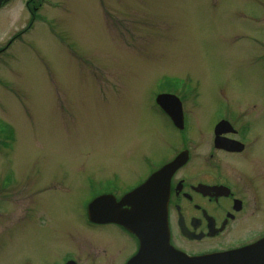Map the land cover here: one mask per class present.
Instances as JSON below:
<instances>
[{
    "label": "rangeland",
    "instance_id": "obj_1",
    "mask_svg": "<svg viewBox=\"0 0 264 264\" xmlns=\"http://www.w3.org/2000/svg\"><path fill=\"white\" fill-rule=\"evenodd\" d=\"M53 16L70 48L49 46L48 73L20 56L11 60L13 71L1 68L13 91L0 89V125L10 135L0 152V264H58L66 252L93 254V241L69 225V209L47 211L52 191L35 189L51 172L100 173L97 160L120 167L114 158L123 147L131 155L148 141L141 140L150 122L144 104L167 76L204 88L214 65L257 56L258 40L264 48V0H63ZM245 40L252 50L241 55L234 46ZM131 122L137 130L121 132ZM156 141L138 147L150 154ZM105 147L111 158H99Z\"/></svg>",
    "mask_w": 264,
    "mask_h": 264
},
{
    "label": "flooded vegetation",
    "instance_id": "obj_2",
    "mask_svg": "<svg viewBox=\"0 0 264 264\" xmlns=\"http://www.w3.org/2000/svg\"><path fill=\"white\" fill-rule=\"evenodd\" d=\"M62 2L0 0V65L19 56L28 57L32 64L40 61L48 73L49 46L68 44L53 16ZM247 40L234 46L242 51L241 55L252 50L245 45ZM259 42L257 56H246L238 63L221 62L209 69L210 79H206L208 85L204 88L174 77L150 90L144 104L150 122L144 123L141 139L149 143L157 140L150 154L142 151L145 147H138L148 141H140L131 155L126 147L117 154L114 159L121 160L120 167L107 168L103 160H97L100 173L48 174V184L35 189V194H43L38 192L43 189L52 191L47 194L51 200L46 199L47 211L51 208L54 214H61L68 208L69 225L95 246L93 254L90 250H81V255L66 252L58 264H66L67 260L74 262L71 264H126L137 251L138 240L113 217L130 208L124 197L129 191L148 182L152 173L179 153L186 161L168 178L164 174L147 185L148 190L158 191L167 184L170 244L187 256L224 253V264H264V48ZM218 68L226 70L220 77L214 74ZM159 93L172 95L166 105L174 109L173 117L156 104ZM150 107L164 126L151 120ZM123 130L129 135L137 128L131 122ZM172 139L174 142H169ZM9 141L6 132L0 135V152L9 147ZM151 143L147 146L150 149ZM109 150L100 149L99 158H111L104 153ZM159 155L162 159L154 161ZM77 196L81 201L72 204ZM98 196H102L98 204L103 207L96 209L97 220H91L87 205ZM46 200L37 203L38 207H44ZM38 223L43 224L41 217Z\"/></svg>",
    "mask_w": 264,
    "mask_h": 264
},
{
    "label": "water",
    "instance_id": "obj_3",
    "mask_svg": "<svg viewBox=\"0 0 264 264\" xmlns=\"http://www.w3.org/2000/svg\"><path fill=\"white\" fill-rule=\"evenodd\" d=\"M163 97L161 95L158 98L160 100ZM169 113L172 114L171 111ZM179 164L175 159L164 165L162 170H172ZM162 172L164 171H159L158 173L162 174ZM157 175L151 176L150 180ZM147 192L149 195L140 186L128 193L125 197L130 203V208L127 212L113 217L114 220L123 224L139 239L138 251L126 264H224V253L187 257L175 250L169 244L165 219L167 189L165 188L164 192H162V199L158 196L155 197L152 192ZM145 200H148V203ZM153 200H156L157 203H154ZM95 201L89 206L90 212H94ZM90 216H92L91 213Z\"/></svg>",
    "mask_w": 264,
    "mask_h": 264
}]
</instances>
